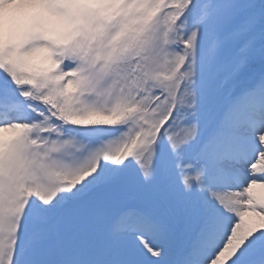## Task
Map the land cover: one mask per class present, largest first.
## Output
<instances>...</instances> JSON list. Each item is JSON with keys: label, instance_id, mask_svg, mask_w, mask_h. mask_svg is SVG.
Listing matches in <instances>:
<instances>
[{"label": "snow or ice", "instance_id": "6c2138e0", "mask_svg": "<svg viewBox=\"0 0 264 264\" xmlns=\"http://www.w3.org/2000/svg\"><path fill=\"white\" fill-rule=\"evenodd\" d=\"M0 264H264V0H0Z\"/></svg>", "mask_w": 264, "mask_h": 264}]
</instances>
